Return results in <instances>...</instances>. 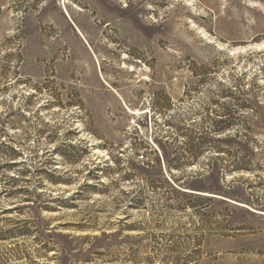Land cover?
<instances>
[{
    "label": "rangeland",
    "instance_id": "1",
    "mask_svg": "<svg viewBox=\"0 0 264 264\" xmlns=\"http://www.w3.org/2000/svg\"><path fill=\"white\" fill-rule=\"evenodd\" d=\"M0 264H264V0H0Z\"/></svg>",
    "mask_w": 264,
    "mask_h": 264
},
{
    "label": "trees",
    "instance_id": "2",
    "mask_svg": "<svg viewBox=\"0 0 264 264\" xmlns=\"http://www.w3.org/2000/svg\"><path fill=\"white\" fill-rule=\"evenodd\" d=\"M167 163H168V169L170 170V169H171L170 161H167ZM174 181H175V180H174ZM167 182L170 184L169 181H167Z\"/></svg>",
    "mask_w": 264,
    "mask_h": 264
}]
</instances>
